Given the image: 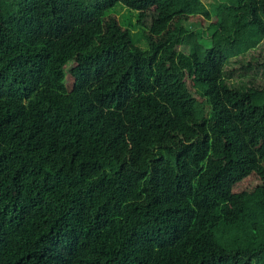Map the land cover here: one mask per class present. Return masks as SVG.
I'll use <instances>...</instances> for the list:
<instances>
[{"label":"trees","instance_id":"1","mask_svg":"<svg viewBox=\"0 0 264 264\" xmlns=\"http://www.w3.org/2000/svg\"><path fill=\"white\" fill-rule=\"evenodd\" d=\"M0 264H264V0H0Z\"/></svg>","mask_w":264,"mask_h":264},{"label":"rangeland","instance_id":"2","mask_svg":"<svg viewBox=\"0 0 264 264\" xmlns=\"http://www.w3.org/2000/svg\"><path fill=\"white\" fill-rule=\"evenodd\" d=\"M209 7L219 3L235 4L236 0H203ZM117 14L122 24L130 29L133 42L141 49L147 51L150 49L148 40L144 35V30L137 24L138 12L128 9L124 5H117L115 8L108 11V14Z\"/></svg>","mask_w":264,"mask_h":264}]
</instances>
